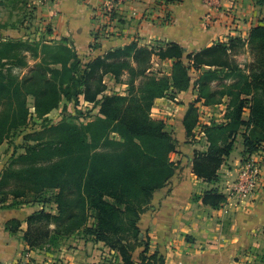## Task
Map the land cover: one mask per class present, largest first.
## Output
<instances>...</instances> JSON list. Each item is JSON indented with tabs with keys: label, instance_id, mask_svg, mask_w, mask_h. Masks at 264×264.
Instances as JSON below:
<instances>
[{
	"label": "trees",
	"instance_id": "obj_1",
	"mask_svg": "<svg viewBox=\"0 0 264 264\" xmlns=\"http://www.w3.org/2000/svg\"><path fill=\"white\" fill-rule=\"evenodd\" d=\"M256 4L264 7V0H256ZM246 45L254 60L241 67L235 56ZM184 55V49L175 43L149 47L133 42L83 62L66 39L0 41V145L26 125L30 97L40 118L57 109L62 99L74 96L98 103L101 115L79 127L67 122L52 127L77 134L62 137L54 148L56 154L45 157L47 161L57 157L52 168L36 165L32 156L13 159L0 178V194L24 199L25 179L32 181L30 187L41 183L40 191L44 187L58 189L54 202L59 214L51 216L57 235L82 231L84 236L115 248L125 264H135L131 253L145 245L142 259L164 264L166 259L157 253L145 256L149 243L141 244L139 227L154 193L170 182L177 168L172 161L177 141L164 120L152 117L156 101L174 99L175 94L194 85L198 97L183 120L186 134L191 136L199 123L195 103L211 106L228 100L225 120L202 128L207 149L194 154L193 173L205 182L219 181L220 168L240 133L243 158L264 148V24L253 27L248 40L231 37L186 58ZM155 57L172 61L170 73H153ZM29 58L35 60L33 66H29ZM15 68H28L29 73L18 77ZM194 73L198 78L192 84ZM125 74L129 75L127 93L105 94V77L111 75L121 82ZM24 161L30 166L25 167ZM200 199L214 209L227 201L217 188L207 190ZM69 201L70 213L66 208ZM36 218V213L28 217V228ZM9 224L21 226L17 219ZM28 232L24 239L33 245Z\"/></svg>",
	"mask_w": 264,
	"mask_h": 264
},
{
	"label": "crops",
	"instance_id": "obj_2",
	"mask_svg": "<svg viewBox=\"0 0 264 264\" xmlns=\"http://www.w3.org/2000/svg\"><path fill=\"white\" fill-rule=\"evenodd\" d=\"M15 0H0L8 4ZM28 6L33 5L34 22L37 26L32 36L21 37L19 30L0 29V41L6 39L30 40L47 42L66 39L72 45L83 62L89 61L109 50L122 48L133 42L139 46H158L168 43L180 45L186 58L188 54L198 53L219 41H228L231 37L248 40L250 31L264 17V7L256 4V0H220L218 6H210V0H181L168 3L165 0H27ZM215 2V0H212ZM112 7L111 16L105 15ZM263 8V11H262ZM0 7V11H1ZM3 10V9H2ZM0 12V22L4 23ZM212 15V21L206 22ZM97 37V39H96ZM96 44L97 47L92 48ZM241 67L248 65L251 54L246 45L235 56ZM29 66H33L31 58ZM166 66L170 73L172 61L155 57L153 65ZM193 82L198 74H192ZM105 80L118 85L111 75ZM233 80H229L232 82ZM126 86V84H124ZM111 88V86H109ZM198 97L194 85L187 91L175 94L174 100L168 97L158 99L152 110L153 117L169 112L168 106L174 108V114L182 111L180 120L175 125L177 135V151L172 161L177 164L170 184L154 194L152 206L142 215L140 228L149 230L155 243L165 251L168 264H264V189L253 201L244 205L224 203L214 209L204 205L202 199L194 201L193 196H202L206 190L231 185L236 178L244 152V139L240 133L234 148L219 171L220 182H205L193 173V158L196 150L205 151L207 146L193 144L187 139L183 120L189 107ZM228 100L219 105L207 106L204 102L195 103L198 114L201 112H220V119H206L203 125L213 122L222 123L225 118ZM172 112V111H171ZM246 111L244 118L247 119ZM210 121V122H208ZM202 119L199 118V131ZM175 138L176 135L173 134ZM205 135L200 137L201 139ZM208 145V142L206 141ZM225 192V191H224ZM32 212L27 213L29 216ZM24 221V209H6L0 212V229L9 220ZM24 228V223L22 224ZM1 231V230H0ZM187 236L192 237L187 239ZM21 242L13 239L12 234L0 232V264L13 263V251ZM87 246V244L85 243ZM85 246V247H86ZM68 252V261H84L82 250ZM43 253V251H42ZM31 254V253H30ZM55 254L53 257H61ZM79 255V256H78ZM15 256V254H14ZM41 255L42 264H50L52 258ZM27 257H24L25 264ZM83 264V263H80Z\"/></svg>",
	"mask_w": 264,
	"mask_h": 264
},
{
	"label": "rangeland",
	"instance_id": "obj_3",
	"mask_svg": "<svg viewBox=\"0 0 264 264\" xmlns=\"http://www.w3.org/2000/svg\"><path fill=\"white\" fill-rule=\"evenodd\" d=\"M27 2V0H15L9 2L8 4H1L0 7L3 10L1 9L0 12H4L3 14H1L4 23L0 22V29L19 30L21 31L22 39H24V33L26 36H32L36 32L37 26L34 22L33 5L28 6ZM259 22H262L264 24V17H262ZM251 58L252 60H250L249 62H252L254 60V57H252V55ZM32 64H34V62ZM153 69V73H157V75H160L162 73H169L166 66H159L157 64H154ZM13 72L16 76L22 78L29 73V69L15 68ZM128 80L129 75L125 74L122 77L121 82L115 81L118 85L109 83V86H111V88H109L108 82L104 79V82H106L107 85L105 94L110 95L116 93H127V90L129 89ZM124 84H126V86ZM170 100L175 101L174 99ZM28 103L29 115L26 125L21 126L19 129L15 130L11 134V136L0 145V178L2 177L6 169L11 165L13 159L22 155H24V157L32 156V158L36 162V165H43V168H52V166L54 165V160H57V157H54V160L52 161H47L45 157L53 156L56 154V149L54 148L56 147L57 143H59V141L63 140L62 137L73 136L75 133L77 134V131L74 132V130H72L69 132L66 130L51 128L58 126L61 122L71 123L79 127L83 124H87L90 121H94L99 116H101L98 103L94 104L86 102L82 96L78 98L77 96H74L73 99L69 100L62 99L57 109H54L52 112L48 113L42 118L38 117L35 112L34 99L32 97L29 98ZM168 108H170L167 109L169 112H164L161 115L156 116L157 118L153 116L152 117L155 119L164 120L167 123V129L172 133V135H176L174 139L178 143V133H175L174 131L175 125H170V122H173L174 120L173 123L176 124L177 121L181 118L182 111H178L174 114V108H172V106H168ZM207 117L212 118L211 121L219 120L221 118L220 112L217 111H203L200 115L198 114V119H202V122L199 126V131L195 130L191 136H188L186 134L187 139H189L191 143L207 146V139L205 137H203L200 141V137L202 136L203 132V124L206 122ZM195 136L197 137V139H195ZM115 138L116 135L113 134L112 139ZM24 166H30V164H27L24 161ZM44 176L48 175L45 173ZM31 182L32 181L30 179L24 180V199H15L10 195L0 194V212L12 208L24 209V221H20V227L15 228L13 224H9V222L11 221L9 220L5 224L3 222L2 228L0 229V232L4 233V231L6 230L10 234H12L13 239L17 237L20 239V241H22L20 247L17 250L13 251L14 261L12 264H25L24 257H27L28 259L26 264H42V260L40 259V256L42 254L47 256L46 259H49L52 258V256H54L55 254H58V252L64 254H59V256L61 257H53V260L49 259L50 264H85L83 260H78L76 261V263L71 260L68 261V259H66L64 255H66L68 252H72L71 250H82V253H79V255L82 254L85 260L88 258L93 260L92 262L87 260V264H125L115 248L110 247L105 242H96L92 238L84 236L82 231H76L70 234V236H65L63 234L57 235L55 224L52 221L51 216H57L59 214L58 206L56 202H54L56 200V194L59 193V190L50 187H44L43 190L40 191L41 183H39L37 187H30L29 185ZM219 182L220 176L217 183ZM170 183L171 182H169L165 187H167ZM217 190L222 192V194H225L226 196L227 191L226 189L224 190V186L217 188ZM199 197V195L194 194V201H197ZM226 203L228 202L226 201ZM151 204L152 201L146 212L153 208V206L154 208L160 206L159 203H156L153 206ZM222 206H224V204H222ZM66 208L68 209V213H70V211L72 210V203L70 201L69 203H67ZM30 212H32L30 215H35V213L38 214V218L30 223V228H28L29 226L27 220L30 215L28 216L27 213ZM92 222L93 220H90L89 224L91 225ZM23 223L25 229H22ZM63 224H65V222ZM14 229L16 230L12 231ZM28 229V238H30V241L33 242V245H30L24 239L25 232ZM190 238L189 236H187V239ZM140 242L141 244H143L144 242L149 243V252L145 256L149 258V256L153 253H157L159 257L163 256L166 259V263L164 262V264H168L167 257L165 256V251L161 250L159 245L155 247L156 245L155 243H153V239L149 235V230L140 228ZM85 243L87 244V246L85 245ZM144 250L145 245H139L131 253L132 260L135 262V264H152L154 262L149 261L148 259H146L145 261L142 259ZM154 264L162 263L156 262Z\"/></svg>",
	"mask_w": 264,
	"mask_h": 264
},
{
	"label": "built area",
	"instance_id": "obj_4",
	"mask_svg": "<svg viewBox=\"0 0 264 264\" xmlns=\"http://www.w3.org/2000/svg\"><path fill=\"white\" fill-rule=\"evenodd\" d=\"M33 1V0H31ZM41 2H52L53 0H40ZM210 6H218L220 0L209 1ZM113 11L112 7H109L105 15L111 16ZM212 15L209 14L206 18V22L212 21ZM154 70V69H153ZM153 110V109H152ZM153 116V114H152ZM204 133L202 132V136ZM264 189V148H260L257 152L242 158V162L239 166L236 178L231 185L226 188L227 202L244 205L253 201L256 196Z\"/></svg>",
	"mask_w": 264,
	"mask_h": 264
}]
</instances>
